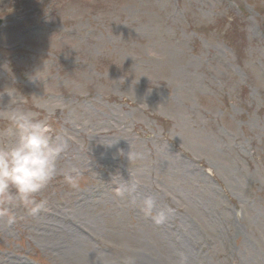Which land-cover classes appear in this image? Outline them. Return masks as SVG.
<instances>
[{
	"label": "rangeland",
	"instance_id": "1",
	"mask_svg": "<svg viewBox=\"0 0 264 264\" xmlns=\"http://www.w3.org/2000/svg\"><path fill=\"white\" fill-rule=\"evenodd\" d=\"M0 17V147L16 109L67 144L45 210L0 217V264H264V0H0Z\"/></svg>",
	"mask_w": 264,
	"mask_h": 264
},
{
	"label": "clouds",
	"instance_id": "2",
	"mask_svg": "<svg viewBox=\"0 0 264 264\" xmlns=\"http://www.w3.org/2000/svg\"><path fill=\"white\" fill-rule=\"evenodd\" d=\"M7 133L15 137L14 143L0 147V217L7 223L16 222L15 209L23 206L31 216L45 210L47 201L36 195L55 177L58 161L67 144L55 134L48 118H38L31 111L16 109L8 116ZM76 170L73 169V172ZM65 181L78 186V173L65 174ZM138 184L133 182L118 189L116 195L134 198ZM135 202V200L133 201ZM156 201L147 196L142 201V212L156 224L166 222L173 209H162L154 214Z\"/></svg>",
	"mask_w": 264,
	"mask_h": 264
}]
</instances>
